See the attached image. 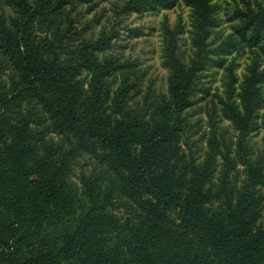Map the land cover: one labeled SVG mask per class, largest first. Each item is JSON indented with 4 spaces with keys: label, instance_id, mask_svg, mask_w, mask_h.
Listing matches in <instances>:
<instances>
[{
    "label": "trees",
    "instance_id": "obj_1",
    "mask_svg": "<svg viewBox=\"0 0 264 264\" xmlns=\"http://www.w3.org/2000/svg\"><path fill=\"white\" fill-rule=\"evenodd\" d=\"M185 1L196 57L170 44L168 92L135 100L125 63L105 52L116 34L73 26L71 10L92 0H0V264H264V153L249 139L264 68L251 65L240 102L224 104L236 140L224 150L214 132L193 149L186 113L215 9ZM259 9L238 10L251 46L264 44Z\"/></svg>",
    "mask_w": 264,
    "mask_h": 264
},
{
    "label": "rangeland",
    "instance_id": "obj_2",
    "mask_svg": "<svg viewBox=\"0 0 264 264\" xmlns=\"http://www.w3.org/2000/svg\"><path fill=\"white\" fill-rule=\"evenodd\" d=\"M125 1L92 0L89 4L76 6L71 10L73 26L83 37L96 38L103 32L116 34L117 37L105 45V52L115 54L125 63L130 82L135 84L134 99H141L145 94L151 99H160L168 92L173 72L167 47L176 44L177 53L186 63L197 55L194 11L185 0H177L169 7L126 13L122 11ZM212 4L214 21L206 46L210 53L204 55L206 67L198 73L194 104L186 113L190 126L188 134L194 142L190 143L201 153L214 132L226 144L224 150L236 140L237 130L224 117V104L227 100L240 102L239 93L251 65L261 63V68H264V44L251 46L244 40L239 29L242 19L238 11L247 10L250 6L259 11V5L264 6V1L212 0ZM220 52L224 54L220 55ZM222 56L224 60L220 65L217 62ZM260 88L264 97V79ZM256 114L259 127L249 139L255 151L264 153V105ZM217 160L220 166V158ZM80 170L81 167L77 166L76 171Z\"/></svg>",
    "mask_w": 264,
    "mask_h": 264
}]
</instances>
